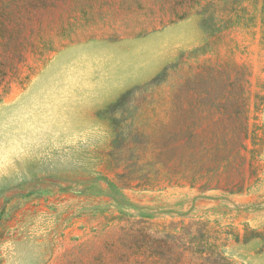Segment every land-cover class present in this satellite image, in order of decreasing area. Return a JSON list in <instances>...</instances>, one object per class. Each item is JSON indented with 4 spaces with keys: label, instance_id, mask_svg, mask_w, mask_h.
<instances>
[{
    "label": "rangeland",
    "instance_id": "374dc122",
    "mask_svg": "<svg viewBox=\"0 0 264 264\" xmlns=\"http://www.w3.org/2000/svg\"><path fill=\"white\" fill-rule=\"evenodd\" d=\"M0 264H264V0H0Z\"/></svg>",
    "mask_w": 264,
    "mask_h": 264
},
{
    "label": "crops",
    "instance_id": "0c3cea01",
    "mask_svg": "<svg viewBox=\"0 0 264 264\" xmlns=\"http://www.w3.org/2000/svg\"><path fill=\"white\" fill-rule=\"evenodd\" d=\"M170 61L171 58L167 52L155 54L153 57L149 54L134 58L123 57L116 66L97 69L96 73L92 74L97 76L96 81L86 86L90 94L110 102L126 90L150 81ZM77 86L82 90L84 85Z\"/></svg>",
    "mask_w": 264,
    "mask_h": 264
}]
</instances>
